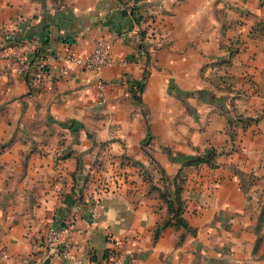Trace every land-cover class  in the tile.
I'll use <instances>...</instances> for the list:
<instances>
[{
	"label": "crops",
	"instance_id": "1",
	"mask_svg": "<svg viewBox=\"0 0 264 264\" xmlns=\"http://www.w3.org/2000/svg\"><path fill=\"white\" fill-rule=\"evenodd\" d=\"M32 36L49 61L38 87L9 48ZM99 36L125 60L101 72L106 101L88 68L63 60ZM0 37V264H70L36 245L60 222L82 227L72 236L96 260L127 236L138 264H264V0H0ZM230 42L239 49L228 57ZM224 84L241 92L220 99ZM230 106L255 117L238 128L236 149L215 166L183 165L230 142ZM124 156L137 164L114 184ZM179 169L182 216L194 231L169 224L155 237L168 212L150 185ZM98 178L111 185L89 224Z\"/></svg>",
	"mask_w": 264,
	"mask_h": 264
},
{
	"label": "built area",
	"instance_id": "2",
	"mask_svg": "<svg viewBox=\"0 0 264 264\" xmlns=\"http://www.w3.org/2000/svg\"><path fill=\"white\" fill-rule=\"evenodd\" d=\"M0 39H3V37ZM112 41L108 37L99 36L93 41L92 49L85 54H66L63 60L66 63L79 65L88 68L94 76L95 95L101 101H106L107 82L101 76L102 70L118 62H125L111 55ZM43 42L38 36L11 39L9 48L19 61L16 71L24 75L30 85L36 87L41 86L48 72V58L44 54ZM124 172L112 170L111 178L115 184L117 179H124ZM97 186L91 197L90 205L87 212V221L92 223L98 214V205L100 195L110 190L111 179L98 178ZM83 232L82 227H75L68 222H60L58 224L48 225L42 235L36 241V245L45 252L46 255H58L69 261L70 264H138L135 255L128 244V237L113 238V245L102 259L96 260L92 258L88 251L82 254L81 244L72 236V231ZM107 239L112 234L107 233Z\"/></svg>",
	"mask_w": 264,
	"mask_h": 264
},
{
	"label": "rangeland",
	"instance_id": "3",
	"mask_svg": "<svg viewBox=\"0 0 264 264\" xmlns=\"http://www.w3.org/2000/svg\"><path fill=\"white\" fill-rule=\"evenodd\" d=\"M238 49H239V45L237 43L230 42V44H228V47H226V51L228 50V57L231 56L232 54H234L235 52H237ZM226 58H224V60H222L220 62V64H222L224 62L227 63L228 59H226ZM220 81L222 83H224V80L222 79V77H220ZM225 87H227L225 84L219 86V89H224V90L226 89L227 91L225 90V92H221L218 95V98H220V99L223 98V97L227 98V96H228L230 101H232L233 98L238 96V94L241 92V91L237 90L233 94H229V91L231 93L232 89L225 88ZM231 112H232L231 113L232 116L228 117V132H229V135H230V142L228 144L226 143V144H222L220 146H215L217 151H218L217 152V156H219L221 154H230L233 150H235L236 148L234 147V142L232 141V139H234L235 135L237 134L238 128H241V130H242L243 128H245L255 118V117H251V116H249L247 114H244V112L242 110H237L234 107H231ZM229 119H230V121H229ZM207 147H209V146H207ZM217 156H216V159H217ZM122 160H124V161H122ZM216 162H217V160H216ZM130 163H131V165L135 164V163H133V161H131L130 159H128L126 157L122 158L117 163L115 162V166H113V171L115 172L118 169L119 172H124V175H125L124 178L128 179V178H130V176H128L129 175L128 174L129 170H128L127 166H131ZM191 164H194V163H191ZM180 178L181 177H180L179 173L175 177L173 175L171 178L163 177V174H161V175L158 176V179H160L161 183L160 184H151L153 186L151 189L165 203L164 199L160 195V191L172 192L173 193V191L177 187V184L179 183ZM182 180H183V177H182ZM129 183L132 184L131 181ZM181 183H182V181H181ZM182 189H183V186H182ZM181 193H182V191H181ZM257 201H258V203H257L258 208L260 207V209H259V213H260V211H261V209H263V205H264V191L261 192L260 194H258ZM263 219H264V217H263Z\"/></svg>",
	"mask_w": 264,
	"mask_h": 264
},
{
	"label": "trees",
	"instance_id": "4",
	"mask_svg": "<svg viewBox=\"0 0 264 264\" xmlns=\"http://www.w3.org/2000/svg\"><path fill=\"white\" fill-rule=\"evenodd\" d=\"M148 16L151 17L152 15H148ZM134 17H135V20L138 24H142L145 21V19L147 18V16H144V15L139 14V13L135 14ZM145 31L146 30L143 29V31L141 32L142 37L144 36ZM141 89H142V84L140 82H138V83H135V89L132 88V91L134 92V94H136L137 91H140ZM229 121H230V119H229ZM217 152L218 151H217L216 147L210 145L209 147H206L202 152H200L197 155H193V156L186 155V156H184L183 157V165L191 164V163H194V164L206 163L210 166H215V165H217V162H216ZM125 157L126 156H124L123 158H125ZM122 161H124V160H122ZM133 163L137 164L136 161H133ZM178 173L180 174L181 178L179 180V183L177 184V187L173 191V193L160 191V195L162 196V198L164 199V201L166 203L168 215L165 219H163V221L161 223H159L156 226L155 237L162 227L167 226L169 224L175 225L177 227L181 226L183 228H187L188 230L194 231V228L191 227L188 224V222L186 221V219L182 216L184 206H183V198L181 195L182 176H181L180 169L176 172L174 177L176 175H178ZM87 179H88V174H85L82 178L81 186L77 189V198L78 199L81 198V187L85 184ZM152 187L153 186L150 185V188H152ZM263 217H264V205H263V209H261V211L259 213L258 222H257V230L260 228ZM92 258H94V257L92 256Z\"/></svg>",
	"mask_w": 264,
	"mask_h": 264
}]
</instances>
